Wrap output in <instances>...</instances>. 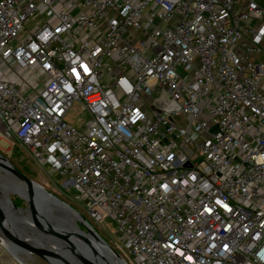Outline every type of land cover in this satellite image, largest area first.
<instances>
[{"label":"built area","instance_id":"built-area-1","mask_svg":"<svg viewBox=\"0 0 264 264\" xmlns=\"http://www.w3.org/2000/svg\"><path fill=\"white\" fill-rule=\"evenodd\" d=\"M0 138L126 264H264V0H0Z\"/></svg>","mask_w":264,"mask_h":264},{"label":"water","instance_id":"water-1","mask_svg":"<svg viewBox=\"0 0 264 264\" xmlns=\"http://www.w3.org/2000/svg\"><path fill=\"white\" fill-rule=\"evenodd\" d=\"M0 169L11 174L15 182L22 186L24 196L19 198L27 203V208L21 209L15 206L11 197H8L19 216L25 213L22 222L14 217L12 210L0 205V232L13 252L30 253L48 264H126L97 233L90 232L92 227L77 211L24 175L2 154ZM76 216L88 232L79 229V233H72L71 226L75 224ZM22 223L33 226L41 234L47 235L48 241H45V244L49 247L31 246L12 238L5 226L15 228ZM50 223H53V226ZM5 243L0 238V245L8 250Z\"/></svg>","mask_w":264,"mask_h":264},{"label":"rangeland","instance_id":"rangeland-1","mask_svg":"<svg viewBox=\"0 0 264 264\" xmlns=\"http://www.w3.org/2000/svg\"><path fill=\"white\" fill-rule=\"evenodd\" d=\"M25 31L31 32L34 29V23L32 21H29L24 26ZM23 37L26 36V34L23 32ZM85 34H81L82 38H85ZM19 72V71H18ZM9 75V71L5 73V76ZM20 81L19 87L21 88L23 93H26L30 96L33 95V93L39 91L42 88V84L47 80L46 76L41 73H34L31 74L30 71H21L19 72ZM16 78V77H15ZM26 80V82H24ZM83 120H87V117H85V114L81 113L80 108L77 107L76 110H74V113L70 115L69 121L73 122L75 125L80 123ZM176 121L179 124H183L182 118H177ZM0 154H2L4 157H6L10 163L16 167L18 170H20L24 175H26L28 178L33 180L34 182L38 183L39 185L43 186L49 193L56 196L60 200L64 201L68 205H70L75 211L82 214V216L89 220L86 216L85 210L81 209L79 205H76L74 202H70L59 190V188L54 184V182L59 186L61 179L57 177V174H52L51 176L48 175L49 167L44 166V169H41L37 164H35L31 158L27 155L25 151H23L20 147L10 145V143L2 138H0ZM1 170V169H0ZM3 172V170H1ZM5 172V171H4ZM4 200L6 203L10 204V201L8 197H11L13 201L21 200L23 203L20 207L21 209L27 208V203L20 199L18 196H6L5 194H2ZM94 230L97 232V234L109 245L112 249V241L115 240L116 235L115 233V225L112 221L107 220L102 224V228L104 230H100L98 226L94 225L93 223L89 222ZM82 227V226H80ZM28 236L32 238H36L37 240H45L48 238L45 234L38 233H32L30 231H26ZM2 248V249H1ZM0 256H5V249L0 245ZM34 257V264H48L39 257L32 255ZM15 264H19L17 261H14ZM2 264V263H1Z\"/></svg>","mask_w":264,"mask_h":264},{"label":"bare ground","instance_id":"bare-ground-1","mask_svg":"<svg viewBox=\"0 0 264 264\" xmlns=\"http://www.w3.org/2000/svg\"><path fill=\"white\" fill-rule=\"evenodd\" d=\"M2 170V169H1ZM0 170V205H3L4 207L12 210V212L14 213V217L18 220H20L22 222V219L25 217V213H22V216H19L18 213H16V211L14 210V205L10 202V204L6 203V201L4 200L2 194H5L6 196H24V191L23 188L20 184L16 183L14 178H12L7 171L2 172ZM4 171V170H3ZM22 217V218H21ZM76 224V225H75ZM75 224L71 226V231L72 233H79V229L81 231H85L88 232V229H86L83 226L82 221L78 218V216H76L75 219ZM51 226H53V223H50ZM79 225H82V227L84 228V230H82L80 228ZM77 226L79 228H77ZM6 230L8 231V233H10L11 237L14 238L17 241H21L27 245H31V246H37V247H42V248H47L49 247L48 245L45 244V241H48L47 239L45 240H37L36 238H32L30 236H28V234L26 233V231H30L32 233H38V235H40L41 233L38 232L33 226H30L28 224H23L20 225L19 227H15V228H10L8 226H5ZM91 230V229H90ZM92 233H97L94 228L92 227V231H90ZM0 238L3 240V242L5 243V239L2 237V234L0 232ZM5 245H7L5 243ZM8 251L12 254V256L14 257V259L19 263V264H34V257L32 256V254L27 253V252H13L10 249V246L7 245ZM2 249V248H1ZM1 252V251H0ZM106 254H108L107 252H105ZM4 260H6L9 264H13V258H6V255L4 256Z\"/></svg>","mask_w":264,"mask_h":264},{"label":"crops","instance_id":"crops-1","mask_svg":"<svg viewBox=\"0 0 264 264\" xmlns=\"http://www.w3.org/2000/svg\"><path fill=\"white\" fill-rule=\"evenodd\" d=\"M19 77H21V76H19ZM19 77L16 76V75H14L13 73H10L9 74V78L12 79V80H14V81H16L17 83H19L18 81H20Z\"/></svg>","mask_w":264,"mask_h":264},{"label":"trees","instance_id":"trees-1","mask_svg":"<svg viewBox=\"0 0 264 264\" xmlns=\"http://www.w3.org/2000/svg\"><path fill=\"white\" fill-rule=\"evenodd\" d=\"M22 201L21 200H16V201H14V204L16 205V206H18V207H20L21 205H22ZM82 230H84V228L83 227H80Z\"/></svg>","mask_w":264,"mask_h":264}]
</instances>
